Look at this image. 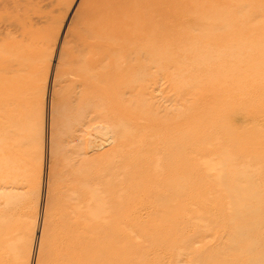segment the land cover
Wrapping results in <instances>:
<instances>
[{"label": "bare ground", "instance_id": "6f19581e", "mask_svg": "<svg viewBox=\"0 0 264 264\" xmlns=\"http://www.w3.org/2000/svg\"><path fill=\"white\" fill-rule=\"evenodd\" d=\"M24 1L0 0V155L4 159H25L29 171L33 173L34 169L39 184L44 130L42 126L41 131L37 129L34 122L36 118L26 124L22 97L27 90L26 72L31 68L36 72L44 67L48 73L50 68L48 64L30 65L38 53V46L35 45L37 27L45 23L46 19L38 5L47 0H33L37 3L35 11L25 9ZM86 1L84 9L77 14L80 22L76 29V45L73 53L67 56L71 59L70 65H80V68H71L68 72L78 80L70 97L77 101V110L72 131L70 129V141L67 142L73 144L70 148L72 156L66 157L68 170L59 185L63 194V200L56 209L60 210L57 219L59 228L55 224L52 230L49 229V221L52 222L49 217L50 203L46 206V219L40 228L37 218L24 216V221L20 219L19 222L6 207L7 203L2 204L0 264H30V256L32 259L36 256L34 264H148L151 254L155 261H159V255L168 251V246H172V249L166 255L175 264H211L213 261H218L217 264H234V261L241 264H264V242L247 241L240 244L238 241L223 245L220 236V241L213 247L216 248L214 254H204L202 260L200 255L203 253L200 251H206V247L190 250L202 243L200 237L204 230L194 232L184 239H172V242L168 236L166 239L151 233L138 234L136 204L132 197V161L126 155L130 138L144 131V106L154 107L150 112L154 113L156 121L174 113L173 109L155 105L159 90L158 74L171 72L172 68L180 70L182 65L174 62L170 67H165L157 56L201 53L196 61L188 63V67L204 69L208 76L215 72L213 78L208 80L214 84L208 91L213 93L212 97L202 96L200 102L203 105V100H209L214 105L217 99H221L219 89L223 68L242 69L243 65L250 64L252 58L235 59L225 66L212 53L264 49V23L261 28H254L244 18L236 21L230 10L234 0ZM250 1L255 3L257 11H264V8L261 9V0ZM46 43L49 45L50 40H46ZM53 45L57 46L56 42ZM114 59L118 65L110 70L108 63ZM260 62H264V59ZM65 64L62 61L55 64V67ZM33 105L36 112L37 103ZM114 119L119 122L114 124ZM179 125L171 126V131L181 130ZM47 129L50 133V158L55 159L54 154L58 150L55 131L53 133V126ZM158 137L161 139V135ZM76 141L79 148L74 144ZM98 152H102L101 157H106L108 161L102 171L98 161L92 157ZM139 158L142 160L144 156ZM228 162L218 165L223 171L220 181L230 190L227 196L231 204L228 206L234 210L229 214L230 227L226 230V237L231 240L242 239L249 234V228L264 226V220L255 218L257 209H252L246 215L240 212L251 208L252 201L258 199L264 184L247 176L243 178L241 171L232 172ZM141 163L136 161L134 167ZM165 163L167 167V161ZM251 189L255 191L248 193ZM246 192L247 195L244 194ZM233 203L237 204L233 206ZM43 246L48 249L45 253L41 250ZM184 250H189L190 254L184 253ZM233 250L240 252V256L234 258ZM198 256L202 261L198 260ZM184 257L187 261H183Z\"/></svg>", "mask_w": 264, "mask_h": 264}, {"label": "rangeland", "instance_id": "374dc122", "mask_svg": "<svg viewBox=\"0 0 264 264\" xmlns=\"http://www.w3.org/2000/svg\"><path fill=\"white\" fill-rule=\"evenodd\" d=\"M36 4L33 0L24 1L25 9H28V11H35L37 9ZM86 4V0H52V2L47 0L38 5L46 19L45 23L37 27L35 45L38 46V53L36 60L30 65L48 64L50 68L48 73L44 67L36 72L32 68L26 72L27 90L22 97V102L24 105L23 117L26 124L33 122V119L36 118L34 122L37 129L39 128L38 130L41 131L42 126L44 130V151L41 158L39 184L34 169L33 174L29 171L28 162L25 159H4V156L0 155V188H3L0 190V206L7 203L6 207L17 217L19 222L20 219L24 221V216L37 218L39 228L45 222L46 206L49 203V206L51 205L49 217L52 219V222L49 221L51 223V225H48L49 229L52 230L55 224L56 227L59 226L57 219L60 210L56 209L63 200L59 185L64 179L65 171L68 170L66 169L68 166L66 157L72 156L70 148L73 144L67 142L70 141V129L73 126L77 110V101L73 97L70 99V97L73 95V89L78 84V80L74 79L68 72L71 68L76 70L80 68V65L73 66L72 64L71 67L69 64L71 59L67 56L73 53L72 51L76 45V29L79 27L80 22L77 14L84 9ZM260 5L263 9L264 0H261ZM255 7V3L250 0H234L231 2L230 10L236 21L244 18L248 25L261 28V24L264 23V11L259 12ZM57 36L58 40L55 41ZM48 39L50 40L49 45L46 43ZM55 42L57 46L53 45ZM199 54L157 56L160 63L165 67H170L174 62L182 65L180 70L172 68L171 72H159L160 74H158L159 90L157 91L155 105L156 107L173 109L174 113H169L164 119L158 118L156 121L154 113L150 112L154 107L144 106L142 109L144 113V124L142 125L144 131L139 136L130 138L126 155L128 154L127 156L132 161V184L134 188L132 197L136 204L135 220L138 234L151 233L166 239L168 236V239L172 242V239H184L194 232L204 230L200 237L202 243L195 245L190 250L194 251L196 248L206 247V251L200 249V253H203L201 255L197 251L202 259L205 256L204 254L211 252L214 254L216 248L213 247H216L218 241H220V236L223 245L238 241L240 244L247 241L264 242V226H260L258 229L249 228V234L246 238L240 236L242 239L233 238L231 240L226 237V230L230 227L228 224L229 214H232L234 210L231 206H228L231 204L229 196H227L230 190L224 186V182L220 181L223 176L220 166L225 161H229L232 172L241 171L244 174L242 175L243 178L247 176L257 183L264 184V62H260L264 59V49L212 53L216 58L221 59V63L225 66L235 59L243 58L246 60L247 57L252 58L250 64L243 65L242 69L223 68L220 78L222 83L219 89L221 99H215L214 105H211L212 103L209 100H203L205 101L203 105L200 102L202 96L205 98L212 97L213 93L211 94L208 91L211 90L214 84L208 80L213 78L215 72L213 71L208 76L204 69L188 67V63L194 62L200 57ZM57 56L61 62L63 61L66 64L55 67V64L61 63ZM108 65L111 70L118 64L114 59L110 60ZM34 102L37 103L36 112L33 110ZM216 111L217 113H215ZM203 117L206 121L203 120ZM51 120H53L54 125H52ZM118 122V119L113 120L114 124ZM174 125L181 126L182 131H171V126ZM51 126L54 129L53 133L55 131L54 135L56 136L58 148L54 154L55 159L50 158L49 154L51 144L50 133H48L47 128ZM159 135H161V139L158 137ZM74 144L79 148L77 141ZM101 155L102 152H98L92 157L98 161V167L102 171L108 161H106V157H101ZM140 156H144V158L141 160ZM136 161L142 163L134 167ZM165 161H167V167ZM193 165L196 167H193ZM186 185L188 186L186 187ZM254 191V189H251L248 193ZM248 193L244 194L247 195ZM236 204L233 203V206ZM148 206H150V209ZM144 208L147 210L145 211ZM252 209L258 210L256 219L264 220V189L259 191L258 199L252 201L251 208L240 212L246 215ZM172 211L173 213L170 214ZM228 231L231 232L230 229ZM210 247H212V250H210ZM170 249H172V246H168L166 250L169 251ZM41 250L43 253L47 252V246H43ZM142 251L144 250L142 249ZM168 251L162 252V255L156 253L160 257L159 261H155L154 256L151 254L148 257V264H156V262L158 264H175L166 255ZM190 251L184 250V253L188 252L190 254ZM232 255L236 258L240 256V252L233 250ZM184 258L183 261H187L186 257ZM198 260H200V257ZM36 261V256H33V259L30 256V264L31 262L34 264ZM217 262L213 261L211 264H217ZM234 264L241 263L238 261L235 263L234 261Z\"/></svg>", "mask_w": 264, "mask_h": 264}]
</instances>
